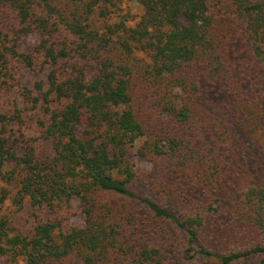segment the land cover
Here are the masks:
<instances>
[{"label": "trees", "instance_id": "trees-1", "mask_svg": "<svg viewBox=\"0 0 264 264\" xmlns=\"http://www.w3.org/2000/svg\"><path fill=\"white\" fill-rule=\"evenodd\" d=\"M129 1L0 0L3 264H264V0Z\"/></svg>", "mask_w": 264, "mask_h": 264}, {"label": "rangeland", "instance_id": "rangeland-1", "mask_svg": "<svg viewBox=\"0 0 264 264\" xmlns=\"http://www.w3.org/2000/svg\"><path fill=\"white\" fill-rule=\"evenodd\" d=\"M125 1L128 2V0H125ZM129 6H130L131 11L138 12V9L135 7L133 1L131 0L129 1ZM36 40H37V34L32 33L25 38V40L20 45V48L25 50L31 44H33ZM22 78H23L22 80L23 83H26V84H29L32 80V78L26 74L25 70H22ZM3 99H7V98H3ZM6 104H10V101L8 102L7 100H5L4 105ZM27 124L29 126L28 128H26L27 132L30 134V136H35L37 132L33 131L32 123L27 120ZM35 147L37 151H41V150H44L45 147L47 146L43 141L36 140ZM131 161L133 162L134 166L137 169H148L150 167V164L148 162L139 158L137 155L133 153L131 155ZM1 212L5 213L8 216V218L12 220H19L18 225L20 226L24 225L25 228L29 225V223L31 224L32 220L45 219L47 216H49V214H47L46 211L41 210V209L34 210L33 211L34 213H32V209H30L26 205L21 210L14 211V209L12 208V206L9 204L8 201H5L4 204L1 206ZM59 213L67 215L68 223L75 224V225H80L82 223V214L80 213L77 207V202L75 200L72 201V204L69 207V209L59 210ZM0 264H3L1 257H0Z\"/></svg>", "mask_w": 264, "mask_h": 264}]
</instances>
